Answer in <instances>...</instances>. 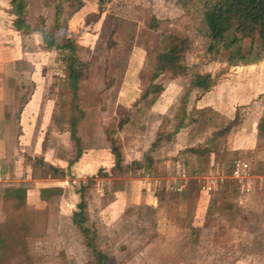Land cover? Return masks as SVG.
<instances>
[{
  "label": "rangeland",
  "instance_id": "374dc122",
  "mask_svg": "<svg viewBox=\"0 0 264 264\" xmlns=\"http://www.w3.org/2000/svg\"><path fill=\"white\" fill-rule=\"evenodd\" d=\"M45 1L57 5L60 0ZM29 4L32 25L55 33L54 11L44 6V0ZM57 9L59 23L67 25L68 35L77 40L76 55L85 64L83 77L74 94L67 79V52L48 49L41 32L23 38L27 61L10 70L21 77L7 85L15 96L14 112L35 88L43 98L36 127L26 130L28 144L17 147L13 156L17 160L9 165L13 173L14 168L28 170L38 161L37 177H41L39 161L59 165L65 175L54 183L64 189L38 206L37 194L30 192V204L19 210L0 194V227L5 225L7 242L0 264H94L92 251L73 223L83 185L88 186L85 226L113 264H264L263 190L248 196L246 180L235 178V161L252 157L245 151L225 150L227 132L221 131L229 122L216 111L203 110L195 114L187 131L186 139L197 151L210 147L224 153L215 171L207 168L192 175L200 164L193 152L185 151L190 146L177 155L174 139L167 138L182 119L184 97L195 89L189 92L190 74H211L215 85L230 77L231 86L249 85L255 96L264 90V59L232 67L211 61L198 16L185 13L175 0H110L102 10L97 0H62ZM56 33L60 39L62 31ZM173 35L191 41L185 58L188 72L166 73L157 81L164 90L141 100L149 85L150 64ZM253 108L257 114L251 112ZM249 112L254 117L264 115V101L257 99L238 109L235 124L243 123ZM13 117L16 121V112ZM159 135L163 137L157 146H151L156 158L151 167L126 176L106 175L116 161L109 138L115 140L126 166L132 161L146 165L149 144ZM84 154L87 162H82ZM94 157L101 160L104 171L99 172ZM176 159L186 163L185 172ZM84 165L86 172H81ZM132 177L149 180L159 200L157 207L143 204L137 195L133 200ZM182 179L189 190L194 188L186 203L175 194ZM28 188L37 186L28 184ZM125 188L122 197L117 190ZM199 218L204 226L196 242L191 227Z\"/></svg>",
  "mask_w": 264,
  "mask_h": 264
},
{
  "label": "trees",
  "instance_id": "16d2710c",
  "mask_svg": "<svg viewBox=\"0 0 264 264\" xmlns=\"http://www.w3.org/2000/svg\"><path fill=\"white\" fill-rule=\"evenodd\" d=\"M10 4V13L13 15V28L24 34L31 32H41L43 34L44 42L48 49H56L63 54L67 52L66 73L67 79L71 82L74 94L77 92L79 82L84 73L85 64L76 55L77 40L68 35L67 25L61 26L60 13L57 5H60L62 0L57 5H53L44 0V6L54 11V31H62V36L59 39L57 33L48 32L44 28H36L28 19L29 0H8ZM110 0H97L100 10ZM185 13L196 14L203 27V37L207 41L206 51L210 56L211 61L223 62L228 67L240 65H252L261 62L264 59V0H175ZM170 42L166 48L156 54L155 60L150 64L151 76L149 85L145 89L141 100L149 96H156L164 89L157 81L166 73L186 74L188 72L185 64L187 52L191 47V41L187 37L169 36ZM190 90L193 88H200L207 92L215 85V78L211 74L192 73ZM188 93L183 99L181 107L182 119L174 128L167 138L171 140L180 132L181 129L188 125H192L193 117L203 110H196L187 114ZM186 120L187 123H186ZM236 122V117L230 121L221 132H227ZM124 124V123H123ZM260 129L264 130V118L261 119ZM264 133V132H263ZM162 135L158 136L157 141L153 147L157 146ZM112 143L111 151L116 157L115 165L111 172L106 171L108 177L114 175H131L135 171L145 170L152 166L153 159L149 156L146 159L147 164L144 165L140 161H132L128 166L124 164L119 147L115 140L109 138ZM185 151H191L196 156L197 164L204 166L210 161L211 153L214 154L215 160L218 161L220 156L224 153L204 147L202 152L190 146ZM38 162V161H37ZM36 162V163H37ZM35 163V168L37 164ZM41 166V178H61L65 172L56 166L39 161ZM198 167V166H197ZM196 167V168H197ZM195 168V169H196ZM104 171L100 169L99 172ZM88 186L83 185L79 191L80 202L77 204V211L73 213V223L82 232L86 246L92 251L94 264H113L111 259L96 246L94 237L91 236L90 230L85 226L88 221V203L85 199V191ZM62 192L60 188H45L41 189V198L49 201L51 196L59 195ZM194 188L189 190L188 197L193 195ZM175 194L178 196L179 192L176 190ZM3 200L6 203H12V209H22L27 205V190L24 187L8 188L4 191ZM0 227V259L3 258L4 248L6 247V240L3 236V228ZM203 226L191 227V236L196 242L200 239V232Z\"/></svg>",
  "mask_w": 264,
  "mask_h": 264
},
{
  "label": "crops",
  "instance_id": "0c3cea01",
  "mask_svg": "<svg viewBox=\"0 0 264 264\" xmlns=\"http://www.w3.org/2000/svg\"><path fill=\"white\" fill-rule=\"evenodd\" d=\"M12 22L13 15L10 13L9 1L0 0V194H4V191L8 188L24 187L27 190V205L30 204V192L32 194H37V198L35 200V204L37 206L43 203L46 205L48 201H45L41 198V189L59 187L54 183L58 181L59 178L37 177L35 174L37 167L35 168V164L33 163L28 170L26 167H17L14 168L16 169V172L13 173L10 170L9 165L10 162L17 160L15 157H13L18 154L19 149H17V147L22 146V144H28L29 139L26 130L30 129L29 127H36L41 109V99L43 98L42 91L40 92L35 88L29 96L27 102L21 108L15 109V112L17 113V120L13 121V115L15 112L13 106L14 103L11 99H13L15 96L12 95L11 90L8 87V83L19 81L18 78H20L21 75L11 72L10 70L13 68V70H15V68L17 69L19 66H21L22 62L27 61V59H24L25 49L23 46V38L26 36L28 37L29 35H34L37 32H31L29 34L21 33L13 28ZM233 78L234 77H231L232 81ZM229 80L230 77H226L223 81H219L218 84H216L211 90L207 92H203L200 88L193 89L188 97V104L186 108L187 114H190V112L194 109L213 110L218 112L220 115H223L228 123L235 119L238 109H241L242 107L248 108L250 103L257 99H260V103L264 101V90L254 96L249 85L240 87L242 89H236L235 86H231L232 84H230ZM36 87L38 88L39 86L37 85ZM18 96L21 97V95ZM153 108L159 111V107ZM168 109L169 107L161 109V112L164 113ZM253 110L255 112L254 114H257V110L253 108L251 109V112ZM263 116L264 115H259L258 117H254L249 112L247 117L241 120L243 123L238 125L233 124L231 129L226 133L228 147H226L225 150L245 151L249 156L252 157L250 160L247 159V162L243 161L247 163L249 167L248 177L243 187H245L246 192L249 193L248 196H250L251 193L253 194L255 191H257V189L263 190V198L261 199L264 202V130H261L259 126L261 119L264 118ZM187 121L188 120H186V123ZM73 126L75 128V125ZM191 126L192 125H188L181 129L180 132L174 137V141L172 143L177 149L175 154L178 155L180 151L184 150L188 146H193L190 145L189 141L186 139L188 134L187 131ZM219 139H217L218 142H220ZM156 141L157 140L154 139L149 144L148 155L153 159V161H155L156 158L153 156L154 151L151 150V146H153ZM78 146L80 149L79 144ZM217 149L219 148L217 147ZM217 151L220 152V150ZM82 157V162L84 160L86 162L88 161V156L84 154ZM93 160V162H96V165L99 166V169L101 166L103 168V163L100 164L101 160L96 159L95 157ZM168 161L172 160L170 159ZM175 163L177 166L184 167L182 170L186 169V163L182 159H176ZM50 164L63 170V167L59 165H55L53 163ZM207 164L208 167H205L204 165L199 167L200 169L198 167L193 169L195 173L193 172L192 175L199 173L203 174L207 168L209 171H215L218 166V161L215 160L213 153H211L210 161ZM86 165L83 166V169L81 168L79 170L81 172H86L87 166L89 164L87 166ZM113 165L109 166L112 167ZM20 169L23 170V172ZM147 176V179H150V175ZM183 177L186 178V173L183 175ZM147 179L145 180V178H143V180H140L138 178L132 177L130 181L131 195L134 198L133 200L136 199V196L134 195H137L138 198H141L143 204H149L157 207L159 200L156 197L155 189L149 185V180ZM182 180L183 184H180L176 190L179 192L180 199L186 203L189 198V189L185 183L186 181L184 179ZM28 184L36 185L37 189H29ZM63 189L64 187H62V190ZM126 191L127 190L125 188V190H117V193L124 197ZM57 196L60 195H55V197ZM52 197L54 196H51V198ZM124 202V204H126V200ZM133 204H135V202ZM123 207L124 206H122L121 209ZM193 224L199 227L204 226V219L199 218Z\"/></svg>",
  "mask_w": 264,
  "mask_h": 264
},
{
  "label": "built area",
  "instance_id": "2783aa9c",
  "mask_svg": "<svg viewBox=\"0 0 264 264\" xmlns=\"http://www.w3.org/2000/svg\"><path fill=\"white\" fill-rule=\"evenodd\" d=\"M248 164L241 161V160H238L236 162V166H235V169H234V175H235V178H238L239 181L242 183V180L245 181L248 177Z\"/></svg>",
  "mask_w": 264,
  "mask_h": 264
}]
</instances>
